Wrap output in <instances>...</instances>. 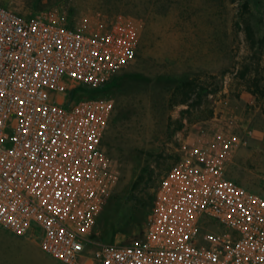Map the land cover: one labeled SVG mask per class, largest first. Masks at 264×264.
<instances>
[{
    "label": "built area",
    "instance_id": "2783aa9c",
    "mask_svg": "<svg viewBox=\"0 0 264 264\" xmlns=\"http://www.w3.org/2000/svg\"><path fill=\"white\" fill-rule=\"evenodd\" d=\"M138 44L126 24L92 35L0 3V227L63 264H264V196L230 177L231 144L166 173L143 238L88 249L115 186V100L70 92L119 77Z\"/></svg>",
    "mask_w": 264,
    "mask_h": 264
},
{
    "label": "rangeland",
    "instance_id": "374dc122",
    "mask_svg": "<svg viewBox=\"0 0 264 264\" xmlns=\"http://www.w3.org/2000/svg\"><path fill=\"white\" fill-rule=\"evenodd\" d=\"M0 3L25 17H46L92 35L116 24L138 31L136 59L110 93L115 109L104 146L115 186L89 236V250L143 238L166 173L223 145L237 147L230 177L264 196V0H250L248 14L245 0ZM245 14L255 45L242 24ZM183 81H196L191 103L200 94V106L174 98ZM141 176L144 182L134 189ZM31 240L0 228V264H63Z\"/></svg>",
    "mask_w": 264,
    "mask_h": 264
},
{
    "label": "trees",
    "instance_id": "16d2710c",
    "mask_svg": "<svg viewBox=\"0 0 264 264\" xmlns=\"http://www.w3.org/2000/svg\"><path fill=\"white\" fill-rule=\"evenodd\" d=\"M244 9L246 10V13H250V0H245ZM243 15V21L242 24L244 25V30L246 32L247 39L253 44H256V32L254 30L253 23L251 21V18L248 17V15ZM71 27V26H70ZM74 28V27H72ZM249 72L248 69H246V72L243 74L244 77H246L247 73ZM120 77V76H119ZM119 77H116L113 79L110 83L104 85L101 88L98 89H92L89 87H74L70 92V101H79L81 99L85 98H97V97H111L110 93L111 90L117 85L119 81ZM108 87V88H107ZM197 90V83L196 81H183L181 82L174 94V98L181 96L182 100L179 104L187 105L190 108L191 107H198L202 104L203 97L199 94L198 95V101L194 103H191L193 94ZM144 177L141 176L140 179L136 182L134 189H139L141 184L144 182Z\"/></svg>",
    "mask_w": 264,
    "mask_h": 264
},
{
    "label": "crops",
    "instance_id": "0c3cea01",
    "mask_svg": "<svg viewBox=\"0 0 264 264\" xmlns=\"http://www.w3.org/2000/svg\"><path fill=\"white\" fill-rule=\"evenodd\" d=\"M1 228V227H0ZM1 229H3V228H1ZM3 230H5V229H3ZM5 231H7V230H5ZM12 234V233H11ZM18 237V236H17ZM23 238H27V239H29V240H31L32 238H30V237H23ZM31 242H32V240H31ZM38 244V243H37ZM39 245V244H38ZM40 246V245H39Z\"/></svg>",
    "mask_w": 264,
    "mask_h": 264
}]
</instances>
